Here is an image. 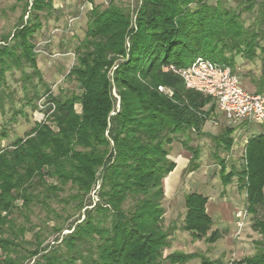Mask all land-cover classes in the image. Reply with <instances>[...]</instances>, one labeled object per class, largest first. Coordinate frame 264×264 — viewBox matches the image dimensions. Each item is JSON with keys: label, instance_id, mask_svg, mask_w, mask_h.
Returning a JSON list of instances; mask_svg holds the SVG:
<instances>
[{"label": "trees", "instance_id": "16d2710c", "mask_svg": "<svg viewBox=\"0 0 264 264\" xmlns=\"http://www.w3.org/2000/svg\"><path fill=\"white\" fill-rule=\"evenodd\" d=\"M117 1L108 0L105 8L94 6L88 12L76 63L67 75L80 86V93L49 94L48 102L55 104L51 121L37 123L24 138L0 149V264H28L33 258V264H159L162 259L170 264L192 259L222 264L195 253L162 256L174 231L172 225L164 227L161 204L163 180L175 167L168 158L169 147L184 136L182 146L191 155L186 172L198 169L200 151L187 142L192 129L197 136L204 135L201 128L214 107L209 97L186 89L182 79L162 68L188 67L203 57L235 73V56L251 61L259 50L256 92H264V45H260L264 0H240L249 11L257 2L258 19L250 27L244 26L240 13L218 1L209 5L202 0H140L134 19ZM54 2L24 1L26 21L21 19L10 42L5 36L6 44L0 45V80L12 67L29 66L42 82L34 37L42 27L40 13L50 15ZM112 86L119 99L117 110ZM158 86L169 88L172 96L160 93ZM210 102V110L203 111ZM75 104L80 113L74 111ZM233 132L223 127L210 136L214 157L222 183L237 177L245 190L246 212L255 216L259 208L264 210V134L248 139L241 170L225 173V161L218 154L230 152ZM97 180L99 201L92 203L87 194ZM68 184L74 193L62 200L65 205L72 203L76 212L93 206L85 209L82 220L70 224L69 233L56 239L53 249L42 246L41 229L33 232V241L26 240L17 215L27 220L25 213L35 205L49 215L53 212L49 202H60L59 194ZM206 203L202 194L185 195L181 229L212 244L221 234L214 230L207 235L213 222ZM252 227L264 238V219L254 220ZM231 264H264V248Z\"/></svg>", "mask_w": 264, "mask_h": 264}, {"label": "rangeland", "instance_id": "374dc122", "mask_svg": "<svg viewBox=\"0 0 264 264\" xmlns=\"http://www.w3.org/2000/svg\"><path fill=\"white\" fill-rule=\"evenodd\" d=\"M24 1L0 0V45L6 44L2 42L5 36H9L8 42H10L12 33L21 19L26 21L27 12L25 14L23 12ZM139 1L119 0L116 4L129 11L131 18L134 19V11L139 5ZM202 1L209 5H214L218 1L224 7L234 9L240 13V18L245 27L252 26L258 19L257 2L249 11L245 8L247 5L241 3L240 0ZM86 3L84 0H55L54 9L50 15L40 13L42 27L35 33L34 52L42 82L32 74L33 69L29 66L12 67L3 72L0 80V149L10 146L18 138H24L37 123L51 121L49 119L54 114L55 104L48 102L49 94L54 97L58 95L68 97L72 93H80V86L67 75L76 63L75 51L85 35L87 15L90 11V5ZM107 4L108 0H92L91 7L105 8ZM82 6L83 9H81ZM8 44L11 45V43ZM260 45H264V40L260 42ZM225 55L228 56L229 54L226 52ZM234 67L235 74L238 76L243 89L256 92V84L261 75L260 51H256V57L251 61L240 55L235 56ZM113 71L114 66L109 71V76H112ZM24 74L30 78L25 79ZM48 89L49 93L47 92ZM111 94L116 98L115 110H117L119 99L113 86ZM211 105H213L212 102L208 103L203 111L208 112ZM74 111L80 113L78 104L74 105ZM208 113L210 114L205 124V133L218 134L226 126L223 114L218 112L215 104ZM216 121L219 125L213 124ZM46 123L54 129L51 122ZM242 135L243 132L241 134L239 131L235 133L231 152L227 154L219 151V158L225 161V173L232 169L241 170L242 168L245 149ZM184 140V136H178L169 147L168 158L170 160L177 157V154L184 155L186 160L191 157L182 146ZM187 145L200 151L197 160L198 169L186 172L185 167L180 169L179 166L178 169L177 165L176 174L172 178L177 180L175 185L169 188L171 178L164 181L166 192H164L161 203L165 210L163 215L164 227L172 225L174 231L169 237V247L162 252L163 258L173 252L195 253L204 255L211 260H218L222 264H231L256 254L258 250L264 248V238L253 229L252 225L254 220L264 219V210L259 208L255 216H251L245 211V190L240 189L237 177H233L227 185L222 183L218 162L214 157L216 148L209 137H199L195 133H191ZM100 184V180H97L87 194L92 203L99 201ZM193 192L202 194L208 200L206 212L211 217L213 225L207 235L214 230L221 234V238L212 244L207 243L204 239H194L188 232L181 229L185 217L184 197ZM73 193L72 187L69 184L66 185L63 192L59 194L61 201L52 200L49 202V207L53 211L49 215L41 205L32 206L30 211L25 213L27 220L25 217L17 215V225L26 229L24 238L33 241V232L41 229L44 239L42 246L47 247L48 250L53 249L59 242L56 239L69 233L70 224L76 220H82L85 209L88 208L89 210L93 206V204L87 206L80 212L74 211L72 203L65 205L62 202ZM239 211H245L242 221L236 216ZM69 216L71 217L64 221ZM238 222L242 223L241 227H238ZM55 227H61V232L52 231ZM34 260L35 258L30 260L28 264H33ZM159 264L170 263L162 259ZM186 264H200V261L199 259H192Z\"/></svg>", "mask_w": 264, "mask_h": 264}, {"label": "built area", "instance_id": "2783aa9c", "mask_svg": "<svg viewBox=\"0 0 264 264\" xmlns=\"http://www.w3.org/2000/svg\"><path fill=\"white\" fill-rule=\"evenodd\" d=\"M86 4L90 5L91 10L92 5L89 2ZM162 70L177 75L186 89L209 97L218 112L223 114L228 126H238L246 121L259 125L264 132V92L243 89L238 76L229 66L197 57L188 67L168 65ZM157 90L167 97L172 96V91L163 86H158ZM213 124L217 125V122ZM245 211L236 214L240 221L243 220ZM237 225L241 227L242 223L238 222Z\"/></svg>", "mask_w": 264, "mask_h": 264}, {"label": "crops", "instance_id": "0c3cea01", "mask_svg": "<svg viewBox=\"0 0 264 264\" xmlns=\"http://www.w3.org/2000/svg\"><path fill=\"white\" fill-rule=\"evenodd\" d=\"M207 122V121H206ZM206 122L204 123V125L202 126V128H201V132L204 134L206 131V128H205V124H206ZM217 122V121H216ZM225 122V121H224ZM226 123V122H225ZM208 125H209V123H208ZM217 125H219L218 123H217ZM224 127H228V128H232V129H234V132H233V134H232V137H233V145H234V141H235V139H234V135H235V133L237 132V131H239L240 132V134H241V132H243V135L241 136L243 139V143L246 145V143H247V141H248V139L250 138V137H252V136H257V135H260V134H264V132H263V130H262V128L259 126V125H257V124H255V123H250V122H242V123H240L238 126H228L227 124H226V126H224ZM209 128V127H208ZM241 130V131H240ZM192 131V133H194V129L193 130H191ZM215 135H217V134H215ZM215 135H212V134H208V133H205L203 136H207V137H209L210 138V140H211V137L210 136H215ZM212 141V140H211ZM232 145V146H233ZM244 145V146H245ZM236 146H238V144L236 143ZM233 150V147H231V150H230V152ZM188 152V151H187ZM189 153V152H188ZM190 154V153H189ZM169 157V156H168ZM190 159V158H189ZM189 159L188 160H186V158H184V155H182V154H177V157H174V159L173 160H171L174 164H175V167H174V169H173V171L172 172H170L165 178H164V180H163V188H164V192H166L165 190H166V187H165V183H164V181L167 179V178H171L170 179V186H169V188H171V186H174L175 185V182L177 181L176 180V178L175 179H172L173 178V176H175V174H176V166L178 165V169H179V166H180V169H183L184 167H185V169H186V167H187V165H188V163H189ZM178 179V178H177ZM263 196H264V188H263ZM208 201V200H207Z\"/></svg>", "mask_w": 264, "mask_h": 264}]
</instances>
